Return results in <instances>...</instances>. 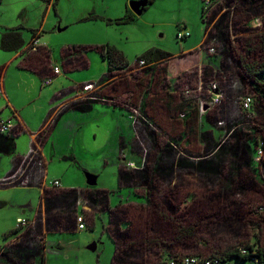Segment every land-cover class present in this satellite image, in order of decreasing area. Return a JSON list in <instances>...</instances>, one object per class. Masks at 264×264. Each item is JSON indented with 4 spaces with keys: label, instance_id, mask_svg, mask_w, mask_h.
<instances>
[{
    "label": "rangeland",
    "instance_id": "1",
    "mask_svg": "<svg viewBox=\"0 0 264 264\" xmlns=\"http://www.w3.org/2000/svg\"><path fill=\"white\" fill-rule=\"evenodd\" d=\"M140 2L142 0H58L56 8L42 0H3L0 3V42L2 33L9 28H20L26 44L32 41L33 32L37 31L40 34L39 41L52 50L53 62L60 64L61 51L65 45L90 47L88 54L92 58L96 56L91 68L62 72V78H69L71 82L97 76L98 79L94 81L96 83L104 73H108V64L97 54V48L110 44L125 54L130 65L129 69L118 72L122 88H125V81L132 82L133 87L134 84L138 85L140 80L143 81V89L138 91L141 98L145 91L156 87L158 97L155 96L154 99L159 98L164 108H160L159 112L176 108L178 118L180 113H183L179 110L180 104L201 106L200 100L208 98V86L211 82H216L224 92L223 102L214 107L209 115L210 118H216L215 126L218 127L219 133H215L217 138L214 136L213 139L215 145L209 146L210 139L208 145L199 146L197 132H192L194 135H190L189 140L193 142V146L186 149L180 144L179 147L176 145L177 148L173 151L163 152L159 167L165 178L161 179L160 185L157 184L159 188L152 197L153 205L149 204L150 200L147 201V208L143 211L135 205L144 204L146 198L120 185L118 143L116 147L106 144L100 151H94L92 156L88 157V166L73 165L67 170L64 179L68 185L93 191L108 190L110 203L108 200H101L98 206H93L90 199L85 200L92 197V192L86 194V198L80 200L81 204L88 206L86 211L82 204L75 214L76 221L78 215L84 217L86 228L48 232L46 264H112L116 252L114 240L123 245L122 248L131 247L127 253L124 251L126 260L121 264H170L177 254L208 255L228 247L239 248L245 244L255 245V248L264 247V188H249L242 176L238 180L237 175L234 176L236 183H233L232 190L228 189L229 184L222 186L230 177L231 167L238 162H233L230 166L228 162L223 164L222 157H219L227 154V150L236 144V133L243 137L242 142L256 136L264 139V105L260 106L254 98V116L248 117L240 111L241 115L234 114L232 120H227L222 127L217 125V121L225 119L227 107L234 109L236 105L238 108L236 101L240 97L253 94L243 78L244 70L239 66V62L243 60V63H251L264 58V50L256 41L257 35L264 31V12L257 17V14H251L253 19L255 18L250 24L253 28L251 33H242L237 29L231 31L233 49L229 54L215 49L214 53L218 54L220 61L214 66L217 71L213 68V74L207 75L209 80L202 84L192 77V70L196 69V65H200L198 54L204 51L200 47L207 26L205 10L212 8L208 13L212 27L229 8L235 10L237 0H234L231 7H228L225 1L222 3V0H212V3L210 0H154L153 3L148 0V5L141 6L142 13L138 14L132 9L131 3ZM128 9H132L135 19L117 23L116 20L124 17ZM180 33L187 34V37L182 39ZM152 49L167 51L174 56L158 60L155 65L153 62L141 65L138 59ZM247 49L252 52L248 53ZM192 50L200 51L187 53ZM16 54L4 51L0 46V66L13 59ZM56 57L57 60L54 59ZM17 64L18 60L9 70L6 87L13 91V97L18 96L17 99L21 101L35 99L24 110L28 117L34 118L45 102V97H39L44 86L43 81L36 73L18 70ZM152 66H155L154 70L151 69ZM203 74L205 75V71ZM57 79L58 77H54V81ZM154 93L151 91L152 95ZM116 99L121 104H127L131 111L139 104L138 99L132 100L125 93ZM116 111L129 112L120 106ZM124 126L127 129L129 127L128 123H124ZM155 126V134H158L161 143L170 139V135H159L162 133L161 126L168 132L164 123L156 121ZM182 127L179 119L177 138L182 133ZM142 128V125H137V134L140 141L143 140L138 146L145 148V151L142 150L146 154L143 164L145 169H151L150 161L153 160L158 145L155 146L154 139L148 137L149 130L145 129L144 132ZM230 130L234 131L227 136ZM196 131L199 132V129ZM104 139L105 135L101 134L96 145H101ZM21 140L23 139L18 141L22 142ZM251 144L256 148L255 141H251ZM212 149H216L213 155L210 154ZM180 160L188 162V165L180 167ZM204 162L210 164L205 167ZM86 172L97 174V185L87 184ZM142 189L144 190V185L139 190ZM14 193L15 191H11L7 196L0 198L13 200L10 206H0V226L8 223L14 214L28 220L35 218L39 200ZM120 203H125L124 210L115 213L114 209ZM63 207L50 210L47 218L61 215L65 227L72 223V210ZM38 223L39 221H36L34 227L32 226L33 232L38 229ZM195 225L198 226L197 231H194L195 239H176L180 229L192 228L191 226ZM32 235L37 237L35 245L43 248V238L36 236L37 233L28 235L27 242L33 241ZM11 238L12 236H9L7 240ZM0 241L4 242L5 239L0 238ZM93 242L97 243L95 251L89 249ZM61 247L62 249H59ZM229 264L245 263L237 258H230Z\"/></svg>",
    "mask_w": 264,
    "mask_h": 264
},
{
    "label": "crops",
    "instance_id": "2",
    "mask_svg": "<svg viewBox=\"0 0 264 264\" xmlns=\"http://www.w3.org/2000/svg\"><path fill=\"white\" fill-rule=\"evenodd\" d=\"M29 44H26V46ZM39 46L47 47V45L40 41ZM70 46L65 45L62 48L61 64L53 62V54L50 49L52 69L49 73L33 72L25 69L23 67L24 55L22 51H12L17 54L13 59L0 66V121L11 120L12 122L10 132L5 134L0 132V195H2L0 198L7 196V193L11 191H15V195L20 193L22 196L27 195L39 200L35 211V218L29 220L28 226L24 228L17 227L18 220L22 218L17 214L12 215L8 223L0 226V238L5 239L4 242L0 241V248H6V250L0 251V264L47 263L45 258L47 233L77 229L75 217L77 209L82 204L84 211L88 207L84 203L81 204L80 200L86 198V194L93 192L89 188L78 189L73 186L71 187L66 183L64 176L73 165L88 166V157L92 156L94 151H100L106 144L116 147L118 143L121 187L130 188L135 194L144 196L145 189H139L143 187L146 178L144 172L145 166L143 165L145 163L144 160H146V154H144L145 148L138 146L142 144L143 140L140 141V136L137 134V127L134 125V114L127 108V104H121L117 101L118 98L116 99L122 93H125L132 100L138 99V105H142L155 122L158 121V123L162 122L165 124L168 132H165L164 127L161 126L162 136L164 134L170 135V142L181 144L186 149L191 145L193 146V142L189 140L190 135H194L192 132H197L196 138L199 146H206L210 139L209 146H214V136L217 138L215 133H219L217 131L218 127L215 126L216 118L209 117L211 111L217 106H209V109L204 110L200 106L185 103L178 106L179 110L183 112L178 117L183 127L180 137L177 138V122L179 120L177 118V109L159 112L160 108H164L159 98L154 99L155 96L158 97L156 87L145 91L140 98L138 91L143 89L144 84L141 80L138 85L134 84L135 88L132 82L125 81V88L123 89L121 86L122 81L119 79V71L112 73L110 76H107L108 73H104L103 77L96 82L99 85L97 90L102 92V95H100L102 99L91 101L87 96L88 92H83V87L88 82L94 83L98 79L97 76L83 78L84 81L71 82L69 78H62L61 74L63 71L71 72L78 69L91 68L93 60H96V56L92 58L88 54L91 49L81 55H65V50ZM194 51L198 52L200 50H192L187 53ZM97 52V54L101 55L100 50H97ZM198 55L201 61H199L200 65L195 66L198 73L196 76L198 75L199 80H202L201 72H203L204 66H212L214 71H217V68L211 63L210 59L213 57L204 51ZM54 59L57 60V57ZM17 60L18 70L32 74L36 73L43 81L44 89L42 88L39 97H45V102L40 107L38 115L34 118L28 117L24 113V110L35 99L21 101L17 99L18 96L13 97V91L6 87L9 70ZM103 61L105 60L103 59ZM155 63L156 61L152 64L155 65ZM54 66H59L61 73L54 74ZM151 69L154 70L155 66H152ZM49 75H52L53 81L51 84L45 85L44 79ZM54 77H58V79L54 81ZM145 86H147L146 82ZM152 87H154L153 84ZM151 91L155 92L154 95L151 94ZM118 106L126 108L129 112H117L116 108ZM240 111H243L242 114L248 117L255 115L253 107L249 111H245L239 106L237 108L235 105L234 109L227 107L225 119L219 121L223 120L225 123L227 120L231 121L234 114L238 115L240 113L241 115ZM118 116L120 120H118ZM205 118L207 121H205ZM219 121H217V125L222 127V125L218 124ZM124 123H128V129L125 128ZM145 129V127L142 128V131L145 132ZM198 129L199 132L196 131ZM173 132L176 133L173 134ZM101 134L105 135V139L101 145L97 146L96 142ZM229 134H231L230 131L227 136ZM9 136H15V145H12L13 142L10 141ZM152 137L159 138L156 134ZM20 139H23L21 140L22 142L18 141ZM242 141L233 145L230 150H227V154L220 156V158L222 157V163L228 162L232 166L233 162H238L237 168L231 171L230 176L237 175L239 179L242 176L245 182L253 184L252 186H258L257 189L264 188V157H262L261 161L257 160L259 157V151L257 152V150L260 145L264 148V139L261 136H256V138L248 139L246 142ZM251 141L256 142V148L253 147ZM260 141L262 144H260ZM215 151L216 149H212L210 154L213 155ZM160 158L163 159V154ZM105 162L108 164L107 159ZM130 162L135 163L136 168L129 167L128 163ZM61 168L64 169L61 170ZM5 178H9V182H5ZM56 179L61 182L59 187H54L50 184L51 181ZM53 197L57 199L50 201ZM18 199L19 197L14 200L17 201ZM11 201L13 202V200L7 198L0 199V206H10L12 204ZM65 204L67 205L63 207ZM59 206L63 208L68 207L69 211L72 210V215L71 217L69 216L72 218L70 225L63 226L61 215L47 218L48 213L51 212L50 210ZM36 221H39L38 229L36 232H33ZM32 233H37L36 236L39 235L43 238L44 247L42 253L44 254V258L39 253L33 254L37 250L35 246L37 237L35 238L32 235L34 237L33 241H26V245L25 243L23 244V238H27L28 235L31 236ZM9 236H12V238L7 240ZM12 247L16 250L22 248L25 252H21V250L19 253H12ZM55 247L57 248L58 245H55ZM59 249H62V247Z\"/></svg>",
    "mask_w": 264,
    "mask_h": 264
},
{
    "label": "trees",
    "instance_id": "3",
    "mask_svg": "<svg viewBox=\"0 0 264 264\" xmlns=\"http://www.w3.org/2000/svg\"><path fill=\"white\" fill-rule=\"evenodd\" d=\"M3 0H0V3ZM47 4H51L54 8H56V5L58 3V0H42ZM154 0H150L151 3H153ZM212 3V0H210ZM226 2L228 7H231V4H233L234 0H222V3ZM238 4L235 6V10L232 11V9H228V12H224L218 22L215 26L211 27L212 20L208 18V13L212 10L211 7L208 8V11L205 10V17H206V29L204 34V40L202 42V45L200 49H204V52H206L209 56L213 57L211 60V63L213 65L219 64L218 54H210L208 50L211 47H214L217 49L218 52H222L224 54H229L231 50L233 49L232 41H231V31L233 29H237V31H241L242 33H251L253 31L251 24V21H253L252 13L260 15V13L264 12V0H237ZM262 17V16H261ZM135 19V14L132 12V9H128L125 16L117 19V23H126L129 21H132ZM187 36H184L185 39ZM40 38V34L37 31L33 32L32 40H36ZM32 41V42H33ZM256 41L261 46V48L264 50V31L257 35ZM251 43V41H250ZM1 49L4 51H22L24 55L23 59V67L25 69H28L33 72H47L49 73L52 69L51 65V51L47 47L39 46L37 50H33L32 43H30L28 46H26L25 40L23 38V35L20 31V28H9L5 32L2 33L1 42H0ZM90 47L83 46V45H72L68 47L65 50V55H81L89 50ZM97 50H100L102 58L107 61L108 64V74L107 76H110L112 73L116 71H122L127 70L130 68V65L128 61L126 60L125 54L120 51L116 46L106 44L101 45L97 48ZM248 53H251L252 51L247 49ZM173 54L167 51H155L154 49L149 50L148 52L144 53L142 57L138 59V62L141 60H144L145 62H154L158 60H165L169 57H171ZM239 66L244 70L243 78L245 79V82L248 83L250 86V90L252 91V95L255 98V102H257L260 106L264 105V58L260 61H252L251 63H243V60L239 62ZM194 74L192 73V77H195L194 79L196 81H200L202 84L204 81L209 80L207 75L211 76L213 74V68L212 66H204L203 72L205 71V75L202 72V80H199L198 75L196 76L197 70H192ZM211 74V75H210ZM52 76V75H49ZM212 78V77H211ZM249 95V94H247ZM91 101H97L95 99ZM141 114L142 117L139 118V121L141 124H143L146 127V130H149V126L147 125L148 122L154 123V120L148 115V113L144 110V107L141 105ZM146 121V122H145ZM148 121V122H147ZM147 123V124H146ZM232 132L234 130H231ZM151 133L152 131H148ZM231 132V133H232ZM235 134V133H234ZM241 134V133H240ZM155 136V133L153 134ZM237 142L236 144L240 143L242 141V137L239 136V133H236ZM242 136V134H241ZM15 136H9V139L12 143V145H15L14 142ZM160 138V137H159ZM159 138L153 137L155 142V151H154V158L151 161L152 166H154V172L151 174V186L154 184H159L161 179H164L165 175H162L163 172L160 170L159 160L161 159V155L163 152H166L167 150H175L180 145L178 143L170 142L169 140H165V143H161ZM177 145V147H176ZM179 145V146H178ZM180 151V150H179ZM182 153V151H180ZM220 157V156H219ZM155 159V161H154ZM182 161V162H181ZM149 162V161H148ZM205 163V164H204ZM203 165L207 167L210 162H204ZM178 164V163H177ZM182 165H188V162L184 160H180L179 166L184 167ZM237 164L233 167H231V170L236 169ZM172 171V169H171ZM173 174V172L171 173ZM236 177L230 176L228 179L223 182L222 186L229 184L228 189L233 188V183H236L235 181ZM239 180V178L237 177ZM157 192L156 188H152L150 192V196L153 197V195ZM109 194L110 192L108 190H95L92 192L91 198L85 199L89 200L92 203L93 206H98L100 204L101 200H109ZM211 199V198H209ZM150 204L153 205L152 200H150ZM125 203H120L116 209H114V212H122L124 210L123 206ZM137 209H140L143 211L147 208V205L145 204H136ZM164 216V215H163ZM192 228H182L178 232V235H176V239L181 241L183 239L189 238V239H195V232L197 231V225L191 226ZM20 230V229H17ZM16 230V231H17ZM116 244V252L115 256L113 258L112 264H121L125 262V255L124 251L127 253L128 250L131 248H122L123 245H121L117 240H114ZM36 246V245H35ZM27 248V247H25ZM140 249L141 246L139 247ZM6 250V248H0V251ZM36 251L33 252V254L39 253L41 257L44 258L43 248L36 246ZM21 249H14L12 247V253H19ZM27 250V249H26ZM244 250L246 252H244ZM5 252V251H4ZM25 252V251H21ZM122 253V254H120ZM188 255H202V256H208V257H218L221 264H229L230 258H237L240 261L244 262L245 264H264V247L260 246L258 248H255V245L251 244H245L243 246L238 247H228L225 250H220L218 252H214L211 254H188ZM179 256V254H177Z\"/></svg>",
    "mask_w": 264,
    "mask_h": 264
},
{
    "label": "built area",
    "instance_id": "4",
    "mask_svg": "<svg viewBox=\"0 0 264 264\" xmlns=\"http://www.w3.org/2000/svg\"><path fill=\"white\" fill-rule=\"evenodd\" d=\"M179 35L181 38H184V36H187V34H182V33H180ZM38 47H39V40L36 39L32 42V48L33 50H37ZM208 52L210 54H214L215 48L211 47L208 50ZM139 63L143 65L145 61L141 60L139 61ZM53 72L54 74H59L61 73V68L59 66H54ZM52 81H53V77L48 76L44 79V84L45 85L51 84ZM98 88H99V85L97 83L88 82L83 87V90H84L83 92H88L87 96L91 100L93 99L99 100L102 98L96 93ZM208 91H209L208 98L204 97L201 99V102H200L201 109H203L204 104H208L210 107H213V106H217L221 104L224 100V92L221 90L220 86L216 82L210 83V86H208ZM236 104H238V106L242 110L249 111L254 105V96L252 94L244 95L236 101ZM132 113L134 114L133 115L134 125L136 127L138 124L143 126V124H141V122L139 121V118L142 117L141 105H138L137 108H134L132 110ZM218 124L224 125L225 122L222 120V121H219ZM147 125L149 126V130L151 131L156 130V126L152 122H148ZM11 128H12L11 120H8V121L1 120L0 121V132L1 133L3 134L8 133L10 132ZM230 132L232 131L230 130ZM258 151H259V157L257 158V160L261 161L262 156L264 154V148L259 147ZM128 166L131 168H136V164L132 162L128 163ZM8 179L9 178H5V182H9ZM50 184L54 187H59L61 185V182L60 180L56 179V180L51 181ZM28 225H29V220L25 218H20L17 222L18 228H24ZM84 228H86V221L82 215H78L77 216V229H84ZM244 252L246 251L244 250ZM170 264H221V262L218 257H208V256H202V255H183V256H175L174 258H172Z\"/></svg>",
    "mask_w": 264,
    "mask_h": 264
},
{
    "label": "flooded vegetation",
    "instance_id": "5",
    "mask_svg": "<svg viewBox=\"0 0 264 264\" xmlns=\"http://www.w3.org/2000/svg\"><path fill=\"white\" fill-rule=\"evenodd\" d=\"M96 93L100 96V95H102V92L101 91H99V90H97L96 91ZM154 123H155V125H156V122L154 121ZM144 126V125H143ZM136 127V126H135ZM145 127V126H144ZM146 128V127H145ZM149 131H151V130H149ZM155 131H157V129L155 130ZM155 131H152L151 133H149L148 134V137H150V139L152 140V136H153V134L155 133ZM162 134V133H161ZM161 134H159L160 136H162ZM156 135H158V134H156ZM163 136H165V135H163ZM160 162V161H159ZM159 165H157V167H158ZM144 169H145V167H144ZM144 172H145V182H144V189H145V192H144V197L146 198V205H147V201L149 202V200H152V197L150 196V192H151V189L154 187V188H159V185H157V184H154L153 186H151V174L154 172V166H152V168L150 169V168H148V167H146V169L144 170ZM246 183V185H247V187H249V188H251L250 186H252L253 184H250V183H248V182H245ZM252 187H254V186H252ZM55 199H57V198H55V197H53V199H50V201H52V200H55ZM144 203V204H145ZM143 204V203H142ZM150 204V203H149ZM23 244L25 243V245H26V241H27V238L25 237V238H23Z\"/></svg>",
    "mask_w": 264,
    "mask_h": 264
},
{
    "label": "water",
    "instance_id": "6",
    "mask_svg": "<svg viewBox=\"0 0 264 264\" xmlns=\"http://www.w3.org/2000/svg\"><path fill=\"white\" fill-rule=\"evenodd\" d=\"M132 9L134 11H136L138 14L142 13V9L140 8L141 6L146 7L148 5V0H142V2L138 3V4H132ZM60 31L63 29H59ZM204 110L209 109V105L208 104H204L203 107ZM87 176V184L89 186H95L97 185V181H98V176L94 173H86ZM89 249H91L92 251H95L97 249V243L93 242L91 245H89Z\"/></svg>",
    "mask_w": 264,
    "mask_h": 264
}]
</instances>
